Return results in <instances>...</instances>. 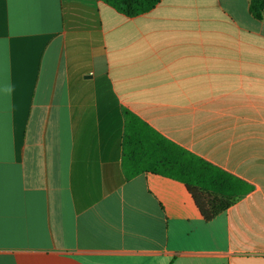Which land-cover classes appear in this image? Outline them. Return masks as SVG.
Wrapping results in <instances>:
<instances>
[{
	"label": "crops",
	"instance_id": "1",
	"mask_svg": "<svg viewBox=\"0 0 264 264\" xmlns=\"http://www.w3.org/2000/svg\"><path fill=\"white\" fill-rule=\"evenodd\" d=\"M249 0H0V264H264V18ZM253 185L206 220L123 166L124 110Z\"/></svg>",
	"mask_w": 264,
	"mask_h": 264
},
{
	"label": "trees",
	"instance_id": "2",
	"mask_svg": "<svg viewBox=\"0 0 264 264\" xmlns=\"http://www.w3.org/2000/svg\"><path fill=\"white\" fill-rule=\"evenodd\" d=\"M133 17L154 8L161 0H103ZM255 18H264V0H249ZM123 166L128 177L154 172L181 180L206 220L227 210L253 190V185L175 144L132 111L125 109Z\"/></svg>",
	"mask_w": 264,
	"mask_h": 264
}]
</instances>
